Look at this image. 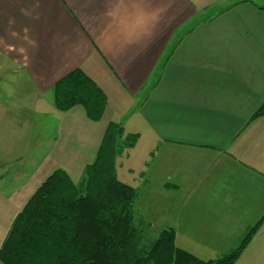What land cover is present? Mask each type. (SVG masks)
Segmentation results:
<instances>
[{
    "label": "crops",
    "instance_id": "crops-1",
    "mask_svg": "<svg viewBox=\"0 0 264 264\" xmlns=\"http://www.w3.org/2000/svg\"><path fill=\"white\" fill-rule=\"evenodd\" d=\"M78 69L107 96L99 122L55 107ZM263 105L264 0H0V249L46 179L84 174L114 123L138 136L122 157L136 225L221 258L264 218ZM236 264H264V224Z\"/></svg>",
    "mask_w": 264,
    "mask_h": 264
},
{
    "label": "trees",
    "instance_id": "trees-1",
    "mask_svg": "<svg viewBox=\"0 0 264 264\" xmlns=\"http://www.w3.org/2000/svg\"><path fill=\"white\" fill-rule=\"evenodd\" d=\"M61 113L82 107L92 122L102 120L107 96L81 69L54 87ZM264 116V105L254 116ZM137 135L111 123L94 162L76 184L58 169L38 188L15 219L0 249L3 264H236L264 224L217 260L204 261L180 249L176 233L163 230L147 238L135 223L138 192L117 176L118 159L135 148Z\"/></svg>",
    "mask_w": 264,
    "mask_h": 264
},
{
    "label": "rangeland",
    "instance_id": "rangeland-1",
    "mask_svg": "<svg viewBox=\"0 0 264 264\" xmlns=\"http://www.w3.org/2000/svg\"><path fill=\"white\" fill-rule=\"evenodd\" d=\"M132 155V159L130 161V164L135 167V169H142L143 167V146L139 145V147L136 149V151H132L131 152ZM126 156V155H125ZM122 165H121V163ZM128 160L124 159V158H120L118 159V179L127 184V183H131L134 187H136L137 185L133 184L132 182V178H135L132 173L130 175V172L128 171ZM84 178V174H82L81 176L77 175V174H73L72 176V180L76 183L79 184L82 179ZM128 185V184H127ZM206 257H214V256H206ZM207 261V260H204Z\"/></svg>",
    "mask_w": 264,
    "mask_h": 264
}]
</instances>
